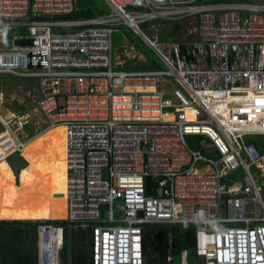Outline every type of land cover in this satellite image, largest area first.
<instances>
[{
  "label": "built area",
  "instance_id": "2783aa9c",
  "mask_svg": "<svg viewBox=\"0 0 264 264\" xmlns=\"http://www.w3.org/2000/svg\"><path fill=\"white\" fill-rule=\"evenodd\" d=\"M199 1L104 0L107 14L80 20L79 0H0V36L20 31L0 45V162L65 126L61 221L92 231L95 264H147L148 225L196 227L179 264H264V154L250 142L264 135V1ZM183 19L199 20L196 39H142L164 70H119V27ZM5 79L29 82L23 101ZM45 221L38 264H61L65 227ZM175 253L171 237L165 264Z\"/></svg>",
  "mask_w": 264,
  "mask_h": 264
},
{
  "label": "trees",
  "instance_id": "16d2710c",
  "mask_svg": "<svg viewBox=\"0 0 264 264\" xmlns=\"http://www.w3.org/2000/svg\"><path fill=\"white\" fill-rule=\"evenodd\" d=\"M204 3L213 5L231 2L228 0L199 1V4ZM108 12L109 8L104 0H79L78 11L70 18L80 20L96 18ZM122 27L126 26H121L119 29ZM148 27L149 22L140 24L143 33H151ZM182 27V24H176L174 32L165 38H176L181 34ZM134 35L139 38L136 34ZM1 38L2 36H0L1 46H10L11 40L4 45ZM164 69L165 66L159 58L157 63L147 62L146 65L138 67L141 71ZM56 134L55 140L32 143L26 150L27 156L36 165L41 175L43 181L41 186L27 187L22 183L18 186L12 171H7L6 166L0 164V219H32V221H0V264H38L37 229L43 224L40 220L66 218L65 133L64 130L58 129ZM191 142H194V139ZM250 142L256 144L259 151L264 154V136L250 137ZM192 145L194 150L198 149L197 143ZM45 223L65 227L61 264H95L92 231L70 230L66 221H45ZM144 229L147 264H165L171 237L176 251L180 253L187 251L190 258H195L196 227L158 225L146 226Z\"/></svg>",
  "mask_w": 264,
  "mask_h": 264
},
{
  "label": "rangeland",
  "instance_id": "374dc122",
  "mask_svg": "<svg viewBox=\"0 0 264 264\" xmlns=\"http://www.w3.org/2000/svg\"><path fill=\"white\" fill-rule=\"evenodd\" d=\"M98 1V0H95ZM100 1V0H99ZM231 3H242V4H262L264 0H228ZM199 5H206V3L204 4H199ZM182 24L183 27L181 28V34L179 36H177L176 38H165V36H170L174 30H175V26L176 24ZM199 25V20L197 19H183L180 21H158V22H150L149 24V31L151 32L150 35L153 37H158L160 40L163 41H181V42H185L187 40H193L197 38V33L196 30L198 28ZM132 30V29H131ZM133 31V30H132ZM17 31H15L13 33V35H16ZM3 44L5 45L6 43L10 42V38H5L2 37L1 38ZM135 46V48L137 49H132V46ZM124 43V44H123ZM123 44V45H122ZM122 45V46H121ZM114 47H115V52H116V57L118 59V63H120L121 61L123 62L125 59L127 60H133L134 58H138V57H143L144 60L142 58V60L139 61H135V63L140 62V63H152L158 62V58L157 55L154 53V51L146 44L142 41V39L139 37H136L128 28L126 27H122L119 29V31H117L116 34H114ZM137 53V54H136ZM4 86H9L7 87V98L10 100V102H12V100H20L23 101V99H25V91L27 89V86L29 85V82L26 80H19V79H15V80H5L3 82ZM21 85L25 86V91L22 93L21 91H17L18 87H22ZM44 132V131H43ZM42 134V133H41ZM40 136V134H39ZM29 166V164H28ZM252 172L255 173V170L252 169ZM21 175L19 176V179H17L18 177H16V184L19 186L21 183ZM241 178L242 179L243 175L241 173ZM20 183V184H19ZM120 204V202L117 203V206ZM117 215V219H120L122 217V215L119 213V210H117L116 212ZM32 221V219H25V220H18V219H0V221ZM64 220V219H62ZM39 221V220H38ZM43 221V220H40ZM53 221H61V220H53ZM176 258H177V264H179V259H180V252L176 251L175 253ZM195 262L191 260V263Z\"/></svg>",
  "mask_w": 264,
  "mask_h": 264
},
{
  "label": "crops",
  "instance_id": "0c3cea01",
  "mask_svg": "<svg viewBox=\"0 0 264 264\" xmlns=\"http://www.w3.org/2000/svg\"><path fill=\"white\" fill-rule=\"evenodd\" d=\"M128 28V27H127ZM130 29V28H129ZM130 31L131 32H133L134 34H136L134 31H132L131 29H130ZM18 35H20V31H18L17 30V33H16V35H11V44H10V46L12 45V41H13V38L16 36V37H18ZM137 35V34H136ZM138 36V35H137ZM17 41V40H16ZM15 41V42H16ZM130 43V42H129ZM124 44V43H123ZM122 44V45H123ZM131 44V43H130ZM121 45V46H122ZM131 46H132V49H136L135 48V46H133L132 44H131ZM137 50V49H136ZM137 54V53H136ZM140 58H142L143 60H144V58L143 57H138V58H134L133 60H124L123 62L121 61L120 63L122 64V66L121 67H119V70L120 71H123V72H129V71H133V70H136V71H141V70H138V67L139 66H141V65H143L144 66V64L146 65L147 64V61H146V63H140V62H137V63H135V61H139V60H142V59H140ZM117 62H118V59H117ZM11 81V80H10ZM22 87H18V92L20 91V90H23L24 89V85H21ZM34 86H36V84H31V86L30 87H34ZM7 87H9V86H7ZM7 87H6V89H7ZM4 88H5V86H4ZM20 88V89H19ZM8 90V89H7ZM64 130V128L63 127H60V128H56V129H51V130H49V131H46L45 133H43L41 136H39V137H37V138H35L29 145H31L32 143H35V142H43L44 140H55L56 138H57V134H56V131L57 130ZM64 133H65V130H64ZM39 134H41V133H39ZM38 134V135H39ZM38 135H36V136H38ZM65 137V136H64ZM65 141H66V137H65ZM28 145V146H29ZM65 149H66V147H65ZM65 153L66 152H64V158H65ZM25 157L27 158V160L29 161V166L23 171V173H22V180H21V183H22V185H24V186H27V187H30V186H33V185H42L43 184V181H42V178H41V175H40V173H39V171H38V169H37V167H36V165L31 161V159L27 156V154H26V151H25ZM2 164H4L5 166H6V170L8 171L9 170V167H8V165H7V163H2ZM56 164L58 165V162H56ZM64 167H65V159H64ZM13 173V172H12ZM67 216V215H66ZM63 219V218H62ZM65 219V218H64Z\"/></svg>",
  "mask_w": 264,
  "mask_h": 264
},
{
  "label": "water",
  "instance_id": "95a60500",
  "mask_svg": "<svg viewBox=\"0 0 264 264\" xmlns=\"http://www.w3.org/2000/svg\"><path fill=\"white\" fill-rule=\"evenodd\" d=\"M137 35L140 36V38L142 39L144 37L150 39L151 37L149 33L143 35L141 32L140 33L138 32ZM31 44L32 42L30 40H17L15 42L16 46H28ZM7 163L12 168L14 175L17 177H19L21 171L28 166V162L23 157H21L19 154H14L10 158H8ZM147 195L148 196L153 195V192L151 189V179L150 178L147 179ZM3 221H6V220H3Z\"/></svg>",
  "mask_w": 264,
  "mask_h": 264
},
{
  "label": "bare ground",
  "instance_id": "6f19581e",
  "mask_svg": "<svg viewBox=\"0 0 264 264\" xmlns=\"http://www.w3.org/2000/svg\"><path fill=\"white\" fill-rule=\"evenodd\" d=\"M60 127H63L64 128V130H65V137H66V128H65V126H63V125H60V126H54V127H51V128H48V129H46L43 133H45L46 131H49V130H51V129H56V128H60ZM42 133V134H43ZM42 134H40V136L42 135ZM37 137H39V135L38 136H36L35 138H37ZM35 138H33V139H31L26 145H25V147H24V150H23V156H24V158L27 160V158L25 157V151L27 150V147H28V145L35 139ZM65 147H66V141H65ZM65 152H66V149H65ZM65 157H66V153H65ZM27 162H28V164H29V161L27 160ZM2 163H6V162H0V164H2ZM7 165H8V163H7ZM8 167H9V170H11L12 172H13V170H12V168L8 165ZM28 167V166H27ZM26 167V168H27ZM26 168H24L22 171H21V173H23V171L26 169ZM21 173H20V175H21ZM14 174V173H13ZM65 175H66V164H65ZM15 176V175H14ZM16 178V177H15ZM65 178H66V176H65ZM17 179H19V177L17 178ZM16 179V180H17ZM21 180H22V176H21ZM21 183V182H20ZM19 183V184H20ZM20 186V185H19ZM65 190H66V179H65ZM66 192V191H65ZM65 192H64V196H65ZM66 213H67V211H66ZM44 220H62V218H56V219H44Z\"/></svg>",
  "mask_w": 264,
  "mask_h": 264
},
{
  "label": "clouds",
  "instance_id": "9594fccd",
  "mask_svg": "<svg viewBox=\"0 0 264 264\" xmlns=\"http://www.w3.org/2000/svg\"><path fill=\"white\" fill-rule=\"evenodd\" d=\"M150 24V23H149ZM127 27V26H126ZM129 28V27H128ZM119 29V28H118ZM131 29V28H130ZM118 31V30H117ZM137 34V33H136ZM145 34H147V33H145ZM150 34V33H149ZM140 37V36H139ZM142 39V38H141ZM261 136H264V135H261ZM149 226V225H148ZM158 226V225H157ZM168 226V225H167Z\"/></svg>",
  "mask_w": 264,
  "mask_h": 264
}]
</instances>
